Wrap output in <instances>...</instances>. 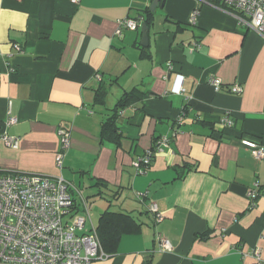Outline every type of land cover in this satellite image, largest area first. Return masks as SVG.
<instances>
[{
  "label": "crops",
  "instance_id": "crops-1",
  "mask_svg": "<svg viewBox=\"0 0 264 264\" xmlns=\"http://www.w3.org/2000/svg\"><path fill=\"white\" fill-rule=\"evenodd\" d=\"M152 1L0 0V172L60 175L86 199L91 220L97 213L95 226L105 210L141 224L91 264H259L243 256L255 249L264 264V158L240 142L264 144V40L210 0H159L147 46L140 27L114 34ZM234 84L239 93L229 91ZM131 89L140 97L119 108L116 143L103 123ZM223 117L232 124L219 126ZM59 126L70 134L62 168ZM161 136L167 145L138 172L133 162ZM156 235L172 248L158 250Z\"/></svg>",
  "mask_w": 264,
  "mask_h": 264
},
{
  "label": "built area",
  "instance_id": "built-area-1",
  "mask_svg": "<svg viewBox=\"0 0 264 264\" xmlns=\"http://www.w3.org/2000/svg\"><path fill=\"white\" fill-rule=\"evenodd\" d=\"M77 3L79 0H71ZM205 1V0H199ZM223 9L234 13L240 22L258 33L264 40V0H219ZM198 9H195L189 22H194ZM142 20L123 18L118 21L114 31L121 35L123 30H136ZM19 46L16 49L19 50ZM209 83L218 91L221 80L209 78ZM229 91L239 93L241 88L234 84ZM175 92L183 94V77L178 76ZM16 118L9 115L6 124H14ZM232 121L223 117L219 126H230ZM59 150L55 153V164L62 168L64 150L69 146L70 134L67 128L59 126L56 130ZM3 143L16 147L14 137L2 135ZM168 137L161 136L155 151H147L133 162L138 172L145 171L151 158L167 145ZM242 145L248 147L256 158H264V144L240 135ZM141 194V193H139ZM255 189L247 192L253 200ZM142 199L141 197H139ZM148 209L156 222L163 216L156 202H149ZM160 251L172 248L170 241L156 235ZM260 262L259 250L243 253ZM96 226L89 215V205L79 190L62 176H47L38 173L0 172V264H91L93 260L106 258Z\"/></svg>",
  "mask_w": 264,
  "mask_h": 264
},
{
  "label": "trees",
  "instance_id": "trees-1",
  "mask_svg": "<svg viewBox=\"0 0 264 264\" xmlns=\"http://www.w3.org/2000/svg\"><path fill=\"white\" fill-rule=\"evenodd\" d=\"M210 1L219 7L222 6L219 0ZM136 14V17H133V19H141L142 22L147 24V26L151 25L153 20V12L150 10V8L138 10L136 11ZM139 97L140 96L137 90L131 89L130 91L124 93V95L118 100L114 108H112L111 114L103 123L102 135L106 139L118 143L120 137L115 129L117 112L119 108L137 101ZM158 138L159 137L154 140V144L150 151H155ZM140 227L141 224L127 213L105 210L98 217L96 223V232L104 252L107 255H110L117 250L119 240L123 234L138 233L140 231Z\"/></svg>",
  "mask_w": 264,
  "mask_h": 264
},
{
  "label": "water",
  "instance_id": "water-1",
  "mask_svg": "<svg viewBox=\"0 0 264 264\" xmlns=\"http://www.w3.org/2000/svg\"><path fill=\"white\" fill-rule=\"evenodd\" d=\"M163 1L164 0H161V4L160 6L163 5ZM158 2L159 0H153L150 4V10H154L156 8V6L158 5ZM140 32H141V39H140V42H141V45L142 46H147L148 44V26L146 23L142 22L140 24Z\"/></svg>",
  "mask_w": 264,
  "mask_h": 264
},
{
  "label": "rangeland",
  "instance_id": "rangeland-1",
  "mask_svg": "<svg viewBox=\"0 0 264 264\" xmlns=\"http://www.w3.org/2000/svg\"><path fill=\"white\" fill-rule=\"evenodd\" d=\"M91 214H92V221L95 223L98 215L94 211H92Z\"/></svg>",
  "mask_w": 264,
  "mask_h": 264
}]
</instances>
